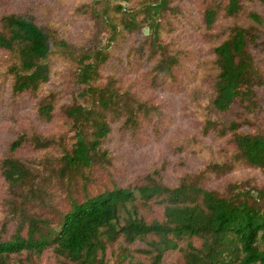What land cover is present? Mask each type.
I'll use <instances>...</instances> for the list:
<instances>
[{"label": "trees", "instance_id": "1", "mask_svg": "<svg viewBox=\"0 0 264 264\" xmlns=\"http://www.w3.org/2000/svg\"><path fill=\"white\" fill-rule=\"evenodd\" d=\"M170 1L139 0L133 7L106 0L98 14L114 34L120 27L130 31L137 28L143 14L152 29V46L162 54L155 70L169 73L176 60L168 57L160 41L159 21ZM256 1L260 8L250 7L248 0H210L205 4L203 19L209 28L221 14L235 18L244 13L247 20L246 24L236 21L227 26L228 32L214 46L218 73L211 106L216 112L226 113L236 103L250 114L263 109L257 90L264 85V73L255 55L256 50L264 49V0ZM0 48L12 57L7 73L12 77L15 96L38 94L51 79V59L57 54L67 56L74 67L70 69L72 83L81 86L62 105L73 133L72 143L64 136L56 139L36 129L21 131L1 162L12 191L17 190L26 203L37 201L43 194L34 185L38 172L15 156V150L27 144L36 149L60 147L58 154L45 155L46 163L54 159L60 164L55 177L68 183L70 189L77 182L85 188L94 169L110 162L103 144L112 130L111 116L124 117L128 127L137 126L141 116H150L151 106L139 102L130 91H122L116 77L102 81L101 69L110 55L107 51L96 47L76 53L33 12L14 11L1 17ZM37 105L39 118L52 120L56 95H42ZM244 122L207 119V129L218 130L221 135L229 133L236 148L228 162L211 163L214 170H230L234 167L231 163L242 162L264 172V131L243 129L242 125L248 124ZM159 207L160 214L153 215ZM23 209L12 235L5 239L0 236V264H22V253L27 252L30 259L47 248L65 263L108 264L109 247L114 244L119 245V251L113 264H164L170 252H180V258L170 264H264V185H251L247 180L231 182L220 191L190 177L171 185L161 178L160 169H154L142 182L113 184L93 193L85 190L81 200L73 196L70 208L58 220ZM137 241L144 245L132 247ZM136 251L148 262L142 263Z\"/></svg>", "mask_w": 264, "mask_h": 264}, {"label": "rangeland", "instance_id": "2", "mask_svg": "<svg viewBox=\"0 0 264 264\" xmlns=\"http://www.w3.org/2000/svg\"><path fill=\"white\" fill-rule=\"evenodd\" d=\"M112 3H125L135 7L139 0H111ZM210 0H171L170 6L160 18V41L170 59H175L169 73L156 72V62L162 55L152 46V29L139 16V26L134 30L120 27L113 33L101 11L106 0H0L1 17L10 12H33L40 23L50 27L58 38H65L71 48L79 53L101 47L109 58L103 64L102 81L117 78L122 91H130L139 102L151 106L149 118L141 116L137 126L128 127L124 117L111 116L112 130L103 147L108 150L109 163L94 169L92 181L85 188L75 183H61L55 175L60 168L56 160L46 163L45 155L58 154L60 147L36 149L24 145L13 154L27 161L35 168L38 177L34 178L36 189L43 196L33 203H26L4 177L1 169L3 158L10 153L11 142L21 131L38 130L41 134L52 135L56 139L64 136L72 143V131L62 112V105L72 99L80 85L72 83L74 69L64 54L51 59L52 75L39 93L27 92L15 96L12 92V77L7 69L12 57L0 48V236L8 238L15 231L21 208L39 216L58 220L71 206L72 197L81 200L85 190L97 192L106 186H121L142 182L145 175L154 169L161 170V178L177 184L184 177L200 179L208 188L224 191L235 181L247 180L249 184L264 185V172L254 166L231 163L230 170H214L215 161L231 159L236 150L229 133L221 135L218 130L207 129L208 118L224 120H244L243 129L264 131V85L258 87V98L263 109L250 114L236 103L226 113L212 109L214 80L218 73L215 63L214 46L221 40L227 26L234 22L247 23L246 15L232 18L221 14L215 25L207 27L203 19L205 4ZM226 2V0H225ZM250 7L260 8L255 0H248ZM158 19V18H157ZM256 59L264 73V49L256 50ZM56 95L57 107L52 120L43 121L37 112V101L44 94ZM51 148V149H50ZM37 197V196H36ZM160 207L153 215L160 214ZM152 215V216H153ZM144 245L142 241L132 243V247ZM119 245H110L108 264L117 261ZM142 263L145 257L136 251ZM180 252L168 253L164 264L180 258ZM25 261V263L23 262ZM22 264H72L58 260L51 248L41 255L29 259L27 252L20 255Z\"/></svg>", "mask_w": 264, "mask_h": 264}]
</instances>
